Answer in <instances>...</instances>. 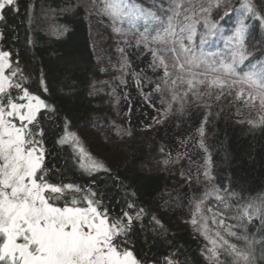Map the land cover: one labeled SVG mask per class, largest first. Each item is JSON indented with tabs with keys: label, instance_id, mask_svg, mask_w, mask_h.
<instances>
[{
	"label": "snow or ice",
	"instance_id": "6c2138e0",
	"mask_svg": "<svg viewBox=\"0 0 264 264\" xmlns=\"http://www.w3.org/2000/svg\"><path fill=\"white\" fill-rule=\"evenodd\" d=\"M20 10L19 0H0V264H159L137 244L150 249L166 234L163 222L138 202L131 185L85 152L76 134L68 131L71 121L53 97L54 90L61 99L81 95L80 83L64 69L55 70L62 76L59 86L52 83L53 70L46 71L36 55L44 37L33 35L34 29H26L21 50L12 46L20 36L14 35L8 14ZM81 10L111 29L118 58L108 63L118 75L103 83L117 104L120 95L129 102L130 115L131 93L118 94L117 89L131 82L141 115L146 116L145 130L163 127L177 115H195L187 112L192 106L202 110L194 147L204 156L199 164L187 156L189 169L180 176L190 184L200 183L202 177L207 185L195 200L190 220L208 241L202 251L207 264H264V194L245 197L215 185L205 142L213 106L225 102L255 109V119L240 122L264 129V41L254 45L255 51L248 45V21L255 19L264 28V5L257 10L252 0L238 6L232 0H66L60 11ZM31 13L28 9L26 15ZM233 13H239V19L225 34L221 22ZM68 31L67 26L51 24L45 35L59 40ZM221 38L223 49H214V41ZM33 61L38 62L36 70L28 66ZM88 88L89 96L101 91L96 83ZM237 114L242 115L239 109ZM61 124L63 134L56 131ZM121 132L132 135L127 129ZM65 146L72 148L71 154L62 166L52 165L53 153L66 152ZM160 151L162 170L185 159L179 152L173 157L164 148ZM72 161L89 175L88 186L68 181L67 172L75 175ZM101 173L128 190L119 213L99 191L98 185L105 182ZM212 200L215 208L206 206ZM146 221L153 225L151 232ZM164 264L180 261L166 256Z\"/></svg>",
	"mask_w": 264,
	"mask_h": 264
},
{
	"label": "trees",
	"instance_id": "16d2710c",
	"mask_svg": "<svg viewBox=\"0 0 264 264\" xmlns=\"http://www.w3.org/2000/svg\"><path fill=\"white\" fill-rule=\"evenodd\" d=\"M20 12H10L8 19L14 28V35L20 36V42H12L16 50L24 47L26 29H34L33 35L44 37L40 40V48L36 55L43 61L46 71L53 70L51 81L57 87L62 76L56 69H64L65 75L74 76L80 83L81 95L72 99H61L60 93L53 91V97L60 104L64 115L71 121L68 131H76L89 124L92 120L94 104L98 100L89 96L88 85L103 76L100 71L102 64L95 58L89 38L87 15L81 10L76 14L64 13L66 0H19ZM32 9L30 16L26 15ZM250 23V20L248 21ZM58 24L67 26L68 33L59 40L45 35L49 25ZM252 37L248 45L257 39L262 40L258 30L250 27ZM264 41V40H263ZM7 47V45H5ZM23 63V61H22ZM37 61L28 66L37 69ZM222 109V110H221ZM219 115H215V113ZM60 127L56 131L60 134ZM207 143L212 156L213 175L215 183L220 188L230 187L245 197L264 194V129H252L247 123L235 121L229 103L214 106L213 116L207 128ZM54 144L51 136L48 146ZM67 151L53 153L51 163L62 166L72 148L65 146ZM125 159L112 170V174L119 177L126 185H131V191L137 194L138 202L147 208L163 222L166 234L158 238L156 243L148 249L143 243L137 244V249H143L149 257H154L159 264H164L165 257L178 259L180 264H202L199 243L186 229L173 228L162 215V201L159 192L168 186L172 180L169 170L149 164V152L144 144L138 141L130 142L125 148ZM87 163V162H86ZM75 175L67 172L68 181L82 186H88L90 177L83 172L75 161H72ZM104 183L98 185L99 191L106 196V203L114 213H119L125 206L128 190L121 188L118 182L105 178ZM231 222V221H229ZM147 231L151 232L153 225L146 221ZM258 223V222H257ZM255 231V229H251Z\"/></svg>",
	"mask_w": 264,
	"mask_h": 264
},
{
	"label": "rangeland",
	"instance_id": "374dc122",
	"mask_svg": "<svg viewBox=\"0 0 264 264\" xmlns=\"http://www.w3.org/2000/svg\"><path fill=\"white\" fill-rule=\"evenodd\" d=\"M145 2H150V0H145ZM232 2L233 5L238 6L244 0H232ZM252 3L259 10L264 5V0H252ZM239 16V13H233L231 17L221 22V31L225 34L230 33L233 24L239 19ZM217 20H219V17H217ZM87 24L91 48L95 58L98 60V57H102L100 60L102 64L101 68H109V59L114 64L118 58V54L115 52L116 44L111 29L106 23H97L96 17L90 19L87 16ZM249 26L258 30L259 37L263 35L262 40L257 39L249 45V51H255L254 45L264 40V28H261L259 22L255 19L250 20ZM212 47L217 50L223 49V38L215 40ZM117 75V72L109 68V71L103 73L101 78L92 82L96 83L101 89L95 95L98 100L94 104L92 120L89 124L76 131L75 134L79 138L85 152L92 159L104 163L111 170L115 169L125 159V148L132 141L144 144V147L149 152V164L154 166L162 167L159 163L163 158V154L160 151L161 148H164L166 153H171L173 157L178 152L185 154V159L181 160L178 164L170 165L167 169L172 175V180L158 194V197L162 201L161 213L173 228L186 229L196 238L203 259L202 264H207L202 251L208 245V241L190 223L192 215L195 212V200L202 196L207 185L203 182L202 177L200 183H196L193 180L190 184L180 176L182 171L187 172L189 169L190 162L187 156L190 155L196 161V164L201 163L204 156V153L200 149L194 147L195 139L198 138L197 128L200 126L202 120V110L192 106L187 112L195 113V115H177L175 118L169 119L163 127L145 130L143 122L146 116L141 115V104L138 102L139 97L135 88L131 86V82H129L130 86L128 88L121 87L117 89L118 94L121 92L131 93L133 109L130 115L127 112L129 102L125 101L123 96L120 95V102L117 104L111 94V88L105 86L103 83L105 81L112 82ZM229 107L235 121L240 122L241 120L255 119L257 117L255 109H249L239 104H229ZM238 109L242 115L237 114ZM209 123L206 126L205 142L207 147V128ZM122 129L131 131L132 135L122 134ZM182 141H186L187 143H182ZM195 166L192 165L193 171L195 170ZM213 183L217 185L215 180ZM206 206L215 208L216 202L214 200L209 201ZM207 215L210 217L211 213H207ZM208 222L210 227H214L211 224V219Z\"/></svg>",
	"mask_w": 264,
	"mask_h": 264
}]
</instances>
